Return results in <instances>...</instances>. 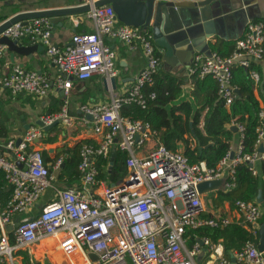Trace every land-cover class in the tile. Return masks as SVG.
Segmentation results:
<instances>
[{
	"label": "built area",
	"instance_id": "built-area-1",
	"mask_svg": "<svg viewBox=\"0 0 264 264\" xmlns=\"http://www.w3.org/2000/svg\"><path fill=\"white\" fill-rule=\"evenodd\" d=\"M86 17L93 20L95 30L75 32L63 47L52 43L54 24L47 16L34 17L26 23L16 21L0 33L10 39L26 37L32 43H41L56 68L51 80L44 73L14 65L9 73L0 75V88L13 95L27 92L46 96L53 85L67 94L73 79L86 80L94 74L105 79L114 77L115 52L103 43V36L119 39L130 48L140 46L146 58L145 66L126 92L114 96L109 103L81 106L83 112L92 116V131L100 138L97 144L84 143L79 149L77 168L81 183L55 189V196L42 204L34 216L14 225V215L28 213L51 186L53 177L40 148L35 147L42 136V126L28 128L18 144L16 138L3 144L0 170L10 188V197L0 208V260L14 264L15 250L50 237L71 264H76L75 254L82 256L84 264H208L197 256L215 247L208 237L191 232L202 226L225 227L231 220L227 216L204 217L197 186L224 178V189L230 190L235 186L236 166L241 163L256 174L255 162L264 160V111L259 112L252 151H244L243 125L231 122L240 133L238 144L236 148L229 147L214 167H208L203 160L191 163L181 151L163 143L139 154L146 139L156 131L148 121L122 116L120 110L125 104L144 108L156 98L155 91H144L153 84L160 67L153 35L132 25L117 24L110 4L91 8ZM2 49L0 45V53ZM260 60H264V21L251 19L229 54L195 52L184 70L187 77L213 78L218 99L229 106L236 97L232 69L247 68L250 79L257 83L260 76L251 65ZM67 104L65 97L59 112L41 116L40 120L44 125L57 119L70 125ZM114 146L127 152L128 172L116 184H102L98 180L97 160L107 157ZM64 158L65 154L60 155L53 166L58 168ZM234 205L252 233L257 234L260 206L242 199H236ZM8 226H12L13 243ZM233 258L232 263L220 256L216 264H264L263 251L252 241L235 250Z\"/></svg>",
	"mask_w": 264,
	"mask_h": 264
},
{
	"label": "crops",
	"instance_id": "crops-1",
	"mask_svg": "<svg viewBox=\"0 0 264 264\" xmlns=\"http://www.w3.org/2000/svg\"><path fill=\"white\" fill-rule=\"evenodd\" d=\"M87 1L88 0H85L84 2ZM10 3L11 5L7 7L3 5V2H0V14H8L9 17L22 11L76 5L69 4L65 0H43L41 2H38V0H10ZM204 15V18H202L198 25L191 26V34L194 41L190 44L188 50L175 49V51L173 50L169 55H166V49L155 43L157 54L160 57V67L156 73L154 81L157 84H162L163 86L166 85L170 78H176V81H181L179 85L181 88V94L167 102L163 108L166 110L169 117H171V109L174 106H179L182 103L188 102L191 106V111L188 118L189 126L190 122L192 121V125L190 126L191 136H194L192 135L193 120L197 111H200L201 106L198 104V102H196L193 96V80L196 78L187 77L185 75L184 65L189 62L192 54L196 50L205 52L219 50L221 54L228 52L232 46H234L235 41L243 34L245 24L248 20L252 19L264 21V0H222L221 3H217V5L214 4L213 8L207 12H204ZM116 20L117 24H124L118 17H116ZM134 27L148 30L152 33L150 25ZM94 30L95 24L93 20L86 16H65L60 24H55L53 27L51 38L52 43L59 47H63L69 43L72 34L75 32ZM18 43L22 46H27L32 42H30L28 38L24 37L20 39ZM103 43L111 46L115 52V87L112 86L111 78L105 79L104 76L94 74L86 80L73 79L67 94L64 93L61 87L56 85L52 86L46 96L41 97L27 92H20L16 95H13L8 89L0 88V124H2L6 129V135L4 137H0V147L3 146V141L5 139L20 138L28 128L38 125L36 122L41 116L59 112L63 103V98L65 97L68 99L67 113L72 118L70 125H66L59 120L57 124L53 125L48 130H44L42 127V136L37 140V142H35V147L40 148L42 158H45L43 161L49 167L50 174L53 177L51 186L44 190L38 202L28 213L15 214L12 225H14L19 220L34 216L42 204L55 196V189L76 187L81 183L80 175L72 174L69 170L64 168V161L68 156V152L61 151V149L66 146L71 148L78 146L79 155V149L82 144H97L100 139L99 136L92 131V118H90L88 114L81 110V106H95L109 103L114 96L126 92L133 85L134 77L146 64V58L140 46L136 48H130L121 40L113 39L108 36H103ZM37 44L42 45L41 43ZM213 47H216L217 50H212ZM2 48L3 49L0 53V75L9 73L12 67L18 64L25 69L36 70L38 72L44 73L51 80L55 77L56 68L51 62L49 56H47L45 53L44 46L43 50H39L38 47L35 48L34 52L29 56L23 55L19 52H15L13 55H11V52L7 50L4 45H2ZM256 66H259L262 73H264V60L252 62L251 68L259 73V71L255 68ZM211 79L215 82L213 78ZM232 84L235 86L236 90H238L233 81ZM256 85L257 84L254 83V86ZM186 87L190 88L188 93L189 98L181 100L179 103L175 102L174 104L170 105L168 109H166L165 106H167L171 101L177 100L183 95L184 89ZM215 88L217 90L216 82ZM254 93L259 101V105L263 107V102L258 95L256 87L254 88ZM238 96L239 93H236V97ZM225 107L229 108L230 105H225ZM194 108L195 113L192 116ZM206 111L207 108H204L200 112L198 124L200 128L203 126ZM177 114H180L183 118H185L183 111H178ZM25 126H28V128L26 129ZM225 126L233 131V137L229 147L236 148L240 133L236 126L232 125L231 123H226ZM233 127H235V130H233ZM184 136L186 138H190V134L185 133ZM191 139L194 138L191 137L190 140ZM84 140L89 141L83 142ZM159 143L163 142L160 140L158 132L156 131L155 135L146 139L141 149H139V154L146 153L149 149L153 148ZM191 144H194V140L191 141ZM116 150L123 152L125 154V159L127 157L126 151H122L114 146L109 152L108 156L105 157H109V163L107 164L108 170H110L112 166V164H110V157L112 156L113 160V153ZM173 150L181 151L183 153V142L179 140L177 142L176 149ZM62 154H65V158L62 164L58 168H55L53 163L56 158ZM100 158H98L97 162L100 160ZM262 161L263 160H259L255 162L256 174ZM127 172L128 169L126 167V174ZM126 174L122 178H124ZM221 179L224 180V178ZM98 180L102 182V184H109L106 179H101L98 177ZM100 187L101 186H99L98 190H101ZM219 190L225 191L224 186L222 185V187L219 189L201 193V199L204 207V212L202 215L204 217H229L231 220L230 224H241L248 232L257 238V241L253 243L258 245L260 231L262 227L264 228V203L262 202V199L260 202L257 201V198L256 200L252 201L258 204L262 211V221H258L257 234H253L251 231V226L244 222L242 214H240L236 209L234 205L235 200L233 203L224 200L222 204L215 205L214 201L218 200L217 192ZM3 192L10 194V188L7 183L3 187ZM205 205H207V209ZM0 208H3L1 203ZM8 228L10 231V241L13 243L14 239L12 234V226H8ZM212 244L215 247V250L204 251L203 256L200 254L197 256L198 260L202 262H208V264H216L217 259L220 256H223L233 263V253L237 249L229 251V255H226L221 239H218V241L215 243L212 242ZM13 259L14 264H23L25 260H28L29 263L30 261H35L39 264H71L70 259L57 246L56 241L50 237L39 240L29 247L15 250L13 253ZM74 259L76 264H84L83 258L80 254H75ZM0 262L10 264L7 259L0 260Z\"/></svg>",
	"mask_w": 264,
	"mask_h": 264
},
{
	"label": "trees",
	"instance_id": "trees-1",
	"mask_svg": "<svg viewBox=\"0 0 264 264\" xmlns=\"http://www.w3.org/2000/svg\"><path fill=\"white\" fill-rule=\"evenodd\" d=\"M43 0H38L41 2ZM69 4H81L85 0H65ZM4 6L11 5L10 0L0 1ZM8 14H0V21L6 19ZM233 48V46H232ZM232 48L222 55H227ZM212 50H217L213 47ZM220 54L221 52L217 50ZM260 77L257 85L249 77L248 69L243 67H235L232 69L233 83L239 90V96L234 98L229 108H226L223 102L218 99L216 94L215 82L209 77L202 79L196 78L193 80L194 90L193 96L196 102L200 104L201 109L198 110L193 120V132L189 126V114L191 106L188 102L182 103L179 106H174L171 109V117H169L163 106L171 99L178 97L181 94L180 83L176 78H170L165 86L157 84L155 81L152 85L145 87L144 91L153 90L156 92V98L149 100L147 105L142 108L136 104H125L122 106L120 113L128 116L131 119H140L148 121L152 128L158 132L160 140L165 146L170 149H176L177 142H183V154L187 156L189 162H198L204 160L208 167H214L222 158L230 146L233 137V131L225 126L226 123L238 122L243 125V144L244 151L251 152L256 139V127L259 124V112L264 111V73L259 66L255 67ZM156 74L154 75L155 78ZM257 88L263 107L259 105V101L254 93V88ZM147 88V89H146ZM203 93V94H202ZM207 108L204 117L202 128L198 126L201 110ZM178 111H183L185 118ZM5 128L0 124V137L6 134ZM185 133L190 134V138H186ZM8 139H5V143ZM194 140V144L191 141ZM84 140L83 142H88ZM3 151V147H0ZM61 151L68 152V156L64 161V168L70 173L79 175L78 172V146L63 147ZM45 160V158H43ZM112 166L107 169L109 163L108 158H100L97 162L99 169L98 177L106 179L109 185L118 183L126 174L125 154L119 150L114 151ZM235 186L227 191H218V200L214 201L215 205H220L224 200L233 203L236 199L245 201H254L257 198L258 190H262V202L264 203V160L262 161L258 172L253 175L244 163L236 166ZM6 185L3 172L0 170V203L4 207L9 200L10 194L3 192V187ZM259 221H262L260 217ZM191 233L198 236H206L212 242H217L221 239L224 252L229 255V251L239 249L246 241L256 242L255 238L241 224L232 223L223 228L202 226L194 229ZM191 245V240L188 241V246ZM40 249V248H38ZM0 264H5L0 262ZM23 264H29L25 260Z\"/></svg>",
	"mask_w": 264,
	"mask_h": 264
},
{
	"label": "water",
	"instance_id": "water-1",
	"mask_svg": "<svg viewBox=\"0 0 264 264\" xmlns=\"http://www.w3.org/2000/svg\"><path fill=\"white\" fill-rule=\"evenodd\" d=\"M221 1L222 0H88L87 2L81 4L69 5L66 7L18 12L3 20V22L0 24V33L5 27L16 21H22L23 23H26L27 20L31 18L47 16L55 25L60 24L65 16H86V12L91 8L104 4H110L114 9L115 17H118L124 24L139 27L150 25L154 43L164 47L166 49V55H169L173 50L175 51V49H189L190 44L194 41L191 34V26L198 25L205 16L204 12L209 11L211 8H213L214 4L217 5V3H221ZM22 38L23 37L18 39H10L6 36H0V45H4L5 48L11 52V55H13L15 52H19L23 55L29 56L37 47L39 50H43V46L38 45L37 43H30L27 46H22L18 43V41ZM195 52L209 53L210 51L205 52L196 50L194 53ZM111 83L112 86L115 87L114 77L111 78ZM189 90L190 88L186 87L184 89L183 95L179 99L171 101L167 106H165V108L168 109L169 106L175 102L179 103L181 100L189 98ZM236 93H239L238 90H236ZM194 113L195 108L193 110L192 116ZM88 116L92 118V116ZM58 122L59 119L53 121L49 125H44L39 119L36 123L42 126L44 130H48ZM191 125L192 121L190 122V126ZM25 128L27 129L28 126H25ZM233 130H235V127H233ZM20 140L21 138H17L16 143L18 144ZM262 149L263 147L260 146L259 150ZM110 161V164H112V156L110 157ZM223 183V179L207 180L199 183L197 188L200 193H204L210 190L221 188ZM261 199L262 191L259 190L257 201L260 202ZM258 249L264 251L263 227L260 231Z\"/></svg>",
	"mask_w": 264,
	"mask_h": 264
},
{
	"label": "rangeland",
	"instance_id": "rangeland-1",
	"mask_svg": "<svg viewBox=\"0 0 264 264\" xmlns=\"http://www.w3.org/2000/svg\"><path fill=\"white\" fill-rule=\"evenodd\" d=\"M205 206H206V209H207V205H205ZM200 255L203 256V253H200Z\"/></svg>",
	"mask_w": 264,
	"mask_h": 264
}]
</instances>
